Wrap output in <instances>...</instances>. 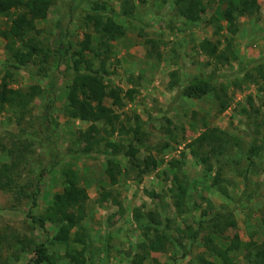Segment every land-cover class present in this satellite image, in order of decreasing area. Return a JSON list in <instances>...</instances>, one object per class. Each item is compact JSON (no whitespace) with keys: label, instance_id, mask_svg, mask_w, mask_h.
Instances as JSON below:
<instances>
[{"label":"rangeland","instance_id":"rangeland-1","mask_svg":"<svg viewBox=\"0 0 264 264\" xmlns=\"http://www.w3.org/2000/svg\"><path fill=\"white\" fill-rule=\"evenodd\" d=\"M96 2L124 28V35L110 42L104 81L122 94L133 90L120 108L105 99L120 114L114 133H89L119 143L121 151L112 156L80 136L88 133L89 122L64 111L73 74L69 55L84 32L94 34L83 18ZM257 4L255 13L237 18L238 30L230 34L222 1L206 2L201 19L189 21L173 0H54L47 16L35 21L36 38L52 49L42 73L34 64L15 68L0 35V82L38 90L25 108L0 105V175L7 166L12 181L11 189L0 187V264H36L33 249L39 243L55 256V264H70L66 246L53 241L58 225L40 227L30 217L45 213L54 193L62 191L65 168L75 171L87 194L85 216L71 231L82 228L84 243L71 244L83 250L82 264H131L156 229L170 242L164 251H150L142 264H198L200 256L215 264H228L226 257L252 264L243 255L244 243L264 242V0ZM19 11L0 14V29H7ZM212 17L217 20L209 22ZM204 41H218V51L230 43L235 58L216 61L202 48ZM59 45L65 48L61 54ZM197 76L224 87L228 107L220 111L211 94L180 95ZM206 127L222 130V141L188 146ZM130 143L138 149L134 161L125 154ZM148 156L158 164L142 172ZM109 159L118 163L115 184L105 173ZM175 174L188 185L180 212L171 193ZM31 181L40 186L35 207L28 198ZM20 185L27 195L17 192ZM150 213L161 225L151 222ZM210 218L218 230L206 221ZM234 233L239 248L217 252L229 246Z\"/></svg>","mask_w":264,"mask_h":264},{"label":"trees","instance_id":"trees-1","mask_svg":"<svg viewBox=\"0 0 264 264\" xmlns=\"http://www.w3.org/2000/svg\"><path fill=\"white\" fill-rule=\"evenodd\" d=\"M54 0H0V14H7L12 9H20L19 12L11 19L7 29H0V35L6 40L7 51L13 61V66L21 67L28 64L39 66V72H44L47 67V62L51 56V48L44 44L41 40L36 38L38 32L35 21L43 19L47 16L50 6ZM208 1H222L225 4L222 18L226 21V30L230 34H235L238 30L237 18L244 14L252 15L258 9L257 0H173V4L178 14L189 21L200 20L202 13L206 10V2ZM106 9L101 3L94 4L93 12L87 13L83 22L86 27L91 26V32H84L83 39L79 40L75 49L70 52V62L73 70L71 82L68 85L66 93V105L64 108L65 114L71 118L80 119L89 122L88 133L85 131L80 133L89 145L93 144L96 151L103 152L107 155H114L121 151V145L116 141L110 140L107 137H96L89 134L91 131L95 133L104 132L112 134L116 130V124L120 123V114L116 113L112 107L105 103L107 97L111 98L112 105L117 107L123 106L124 97L132 96L133 90L128 89L122 94L121 88L108 87L104 81L103 75L107 73L105 69V59L108 58V50L110 42L116 40L124 35L123 26L118 23L111 15H106L102 12ZM216 17H212L209 22L216 21ZM221 29V26H218ZM149 42V40H146ZM19 43V45H17ZM202 48L205 52L213 57L218 62H230L235 58L233 51L230 48V43H227L225 49L218 51L219 42L210 44L208 41L202 42ZM56 50L61 54L65 48L57 47ZM228 51V52H227ZM59 54V55H60ZM99 61V66H94L95 61ZM61 59L56 63L58 67ZM172 87V86H171ZM33 87L31 90H21L12 88L9 84L2 80L0 82V105L16 104L25 108L38 90ZM180 95L190 98H200L207 94L214 96V99L219 104V110L222 111L228 107V96L224 87H217L212 84L211 80L206 77L197 76L192 78L189 82L181 87ZM102 123L103 125H97ZM139 128H133V132H138ZM222 130L216 127H206L191 143L198 145H208L217 141H222ZM104 140L103 148L100 145ZM91 142V143H90ZM89 146V147H90ZM90 149V148H88ZM92 149V148H91ZM94 149V148H93ZM138 149L131 143L126 147L125 154L132 160L136 159ZM177 161L171 162L175 166ZM158 161L153 156H148L144 160V167L142 172H146L157 166ZM118 163L109 159L106 162L105 173L110 183L117 182ZM7 169V170H6ZM9 168L5 166V173L0 175V187H8L11 189V177L7 176ZM63 189L60 192L54 193L49 206L45 213L39 216L30 215L32 221L38 223L40 227H45V224L50 222L57 224L58 228L53 236V241L66 246L65 256L69 259L70 264L83 263V250H77L71 246L72 243H84V235L81 232L82 228H78L73 235L74 229L85 216V202L87 194L84 187L79 186L76 173L71 168L63 170ZM4 177V179L2 178ZM220 177V170L216 173V181ZM34 186L33 190L28 194L32 207L37 205V197L40 193V186L38 183L31 181ZM188 185L185 180L179 178L177 174L174 175L173 188H171L173 204L179 210L184 205L187 195ZM220 189L221 186H220ZM223 193L225 190H222ZM17 192L27 195L24 186H18ZM29 215V214H27ZM151 222L161 225L160 220H156L153 213L148 214ZM212 222V226L218 227L215 219L210 218L206 220ZM234 223V222H233ZM168 224V223H167ZM218 230L217 228H215ZM193 236H197L199 230L191 232ZM206 244L210 247L211 239L206 237ZM170 242V236L164 232L156 229L153 238L144 246L141 252L136 253L131 259V264H142L146 255L150 251H164L166 245ZM239 240L236 233L233 234L231 243L224 250H217V252L224 254L225 251L239 248ZM245 249L243 255L252 264H264V242L258 243L254 241L245 242ZM21 247L20 249H24ZM18 250V249H17ZM35 257L33 259L36 264H55L56 258L53 254H49L43 243L37 244L34 249ZM228 264L231 259L226 257ZM198 264H215L204 256H200Z\"/></svg>","mask_w":264,"mask_h":264}]
</instances>
